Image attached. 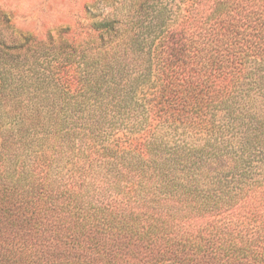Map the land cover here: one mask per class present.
<instances>
[{
  "label": "trees",
  "instance_id": "trees-1",
  "mask_svg": "<svg viewBox=\"0 0 264 264\" xmlns=\"http://www.w3.org/2000/svg\"><path fill=\"white\" fill-rule=\"evenodd\" d=\"M147 1L70 40L0 11V264H264V0Z\"/></svg>",
  "mask_w": 264,
  "mask_h": 264
},
{
  "label": "rangeland",
  "instance_id": "rangeland-1",
  "mask_svg": "<svg viewBox=\"0 0 264 264\" xmlns=\"http://www.w3.org/2000/svg\"><path fill=\"white\" fill-rule=\"evenodd\" d=\"M144 1L0 0V11L8 18L17 37L34 36L45 40L52 35L57 39L70 40L73 36L84 35L83 32L92 22L94 15H97L98 20L102 19L101 15L107 14H115L120 18ZM207 2L208 0H148L145 6L155 4L159 8L165 7L170 12L171 19L179 23L188 11H200ZM136 137L140 135H135Z\"/></svg>",
  "mask_w": 264,
  "mask_h": 264
}]
</instances>
